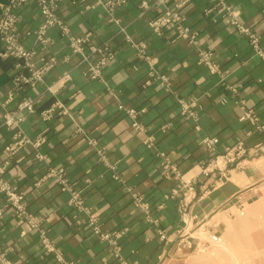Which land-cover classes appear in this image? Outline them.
<instances>
[{"label":"crops","instance_id":"obj_1","mask_svg":"<svg viewBox=\"0 0 264 264\" xmlns=\"http://www.w3.org/2000/svg\"><path fill=\"white\" fill-rule=\"evenodd\" d=\"M9 1L0 0V11ZM103 1L63 0L57 12L68 33L53 27L48 42L35 32L23 36L34 68L54 59L32 84L23 80L32 74L26 58L3 56L0 36V180L24 207L0 190V264H63L57 254L72 264H196L202 227L216 230L241 210L258 220L264 206V58L252 44L257 37L264 49V0H226L249 33L225 22L212 0H190L181 12L198 44L176 29L154 31L149 21L165 9L159 0L112 9ZM20 16L24 31L43 20L36 2ZM71 36L115 50L100 78L90 76ZM201 49L212 53L217 71L200 62ZM25 98L33 110L20 108ZM120 103L146 108L142 129ZM248 110L261 128L240 120ZM11 114L18 124L6 123ZM207 136L219 138L217 164ZM23 137L14 152L6 150ZM241 142L246 151L226 162ZM92 218L103 231L121 233L116 244L94 233Z\"/></svg>","mask_w":264,"mask_h":264},{"label":"built area","instance_id":"obj_2","mask_svg":"<svg viewBox=\"0 0 264 264\" xmlns=\"http://www.w3.org/2000/svg\"><path fill=\"white\" fill-rule=\"evenodd\" d=\"M63 0H10L8 3L3 4L0 11V36L4 41V48L1 52L3 56L15 55L18 57H25L27 60V64L30 66L32 70V74L30 77H23L24 82L34 83L38 80H41L44 77L46 71H48L54 65V59L43 65L42 67L34 68L33 64L30 62L33 51H29L23 45L22 38L23 36L30 35L35 32L37 37L42 42L49 41V31L53 27L61 28L65 33H68V25L67 23L60 17L57 12V8L60 5V2ZM73 1H84V0H73ZM125 0H104L103 4L106 8L112 9L115 5L124 2ZM190 0H159V2L165 3V9L158 17H155L149 21L150 25L158 34H162L166 29H176L179 36L187 37L189 42L198 44L197 35L191 28L186 25L184 14L181 12V8L187 4ZM218 6H220V11L223 12V17L225 22L236 26L242 32L249 33L250 30L246 26H244L240 19L238 12L232 4H229L226 0H212ZM30 2H36L40 8L41 16L43 17L42 23L39 28L35 31L27 30L24 31L18 27L20 21V11L26 4ZM211 9H208V12ZM252 44L255 48L257 54L264 58V49L260 46L258 38L253 37ZM71 45L75 51H79L84 53L85 59H88L90 62V70L89 74L92 78H100L103 73V68L110 60L115 57V50L111 47L109 43H104L101 45H96L90 42L89 38L80 36H71ZM86 46H88V50L91 54L95 55L96 58L94 60L90 59V55L86 52ZM200 54V62L208 65L212 71H217L218 67L213 62L212 53L206 49H201L199 51ZM152 76L155 72L150 73ZM162 80L167 81L166 75H160ZM71 78L70 74L67 73L65 75V79L69 80ZM17 79L21 80L20 77ZM35 107L33 99H24L23 102L20 103L21 109L33 110ZM120 109H124L126 113L132 118V125L136 129H142L143 125L139 121V115L146 111V108L137 109L134 107H126L123 103L119 104ZM55 111V107H52L48 113L49 115ZM21 118H17L14 114H11L6 117V123L8 125H15L20 122ZM240 120L249 121L254 124L256 128H261L263 125H260L258 122V118L253 113L252 110L245 111L244 114L241 115ZM25 137L20 140L10 143L6 146V150L10 152H14L18 145L25 141ZM29 140V139H27ZM39 140V139H38ZM41 140L37 141L40 143ZM203 143L207 147L208 151L215 156L216 164L218 163V145L219 138L216 136H207L203 139ZM246 151L243 143H239L237 147H233L229 149L225 156L226 162H234L238 158L239 155L243 154ZM103 152V149H102ZM114 167V166H113ZM115 168V167H114ZM204 172L206 174L209 173L208 167L204 168ZM50 173H54V169L50 170ZM0 190L6 191L9 195V198L12 200L15 207L22 212H24V207L21 202V195H19L14 189H11L10 186L7 185L5 181L0 180ZM77 197V196H76ZM74 198V202L76 205L82 204V199L80 197ZM30 222L33 223V220L30 219ZM90 223L93 226L94 233L99 235L101 239L111 240L113 243H117L115 237L121 236V233L113 234L111 232L103 231L98 220L96 218H92ZM212 240H218V236L216 234L211 235ZM205 244H203L204 246ZM49 248V247H48ZM2 246L0 243V261L4 258L5 253L1 251ZM50 249V248H49ZM57 259L59 262L63 264H72L67 261L62 254H57Z\"/></svg>","mask_w":264,"mask_h":264},{"label":"rangeland","instance_id":"obj_3","mask_svg":"<svg viewBox=\"0 0 264 264\" xmlns=\"http://www.w3.org/2000/svg\"><path fill=\"white\" fill-rule=\"evenodd\" d=\"M243 213L237 212L229 223L219 222L216 230L202 227L195 234L202 241L193 256L196 264H264V206L258 220L252 212Z\"/></svg>","mask_w":264,"mask_h":264}]
</instances>
